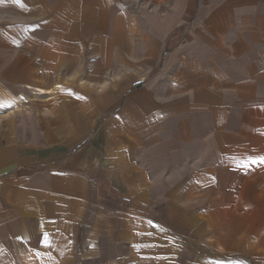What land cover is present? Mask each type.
I'll list each match as a JSON object with an SVG mask.
<instances>
[{
  "label": "crops",
  "instance_id": "obj_1",
  "mask_svg": "<svg viewBox=\"0 0 264 264\" xmlns=\"http://www.w3.org/2000/svg\"><path fill=\"white\" fill-rule=\"evenodd\" d=\"M262 159L264 0H0V264H264Z\"/></svg>",
  "mask_w": 264,
  "mask_h": 264
},
{
  "label": "snow or ice",
  "instance_id": "obj_2",
  "mask_svg": "<svg viewBox=\"0 0 264 264\" xmlns=\"http://www.w3.org/2000/svg\"><path fill=\"white\" fill-rule=\"evenodd\" d=\"M18 2H20V0H18ZM8 106L11 107V105ZM260 163H264V159H262ZM40 242L43 243L44 247H50V237L46 232L42 234V238Z\"/></svg>",
  "mask_w": 264,
  "mask_h": 264
},
{
  "label": "rangeland",
  "instance_id": "obj_3",
  "mask_svg": "<svg viewBox=\"0 0 264 264\" xmlns=\"http://www.w3.org/2000/svg\"><path fill=\"white\" fill-rule=\"evenodd\" d=\"M135 7H136V11H139L138 8H137V4H135Z\"/></svg>",
  "mask_w": 264,
  "mask_h": 264
}]
</instances>
